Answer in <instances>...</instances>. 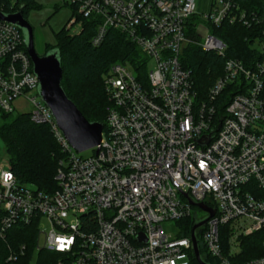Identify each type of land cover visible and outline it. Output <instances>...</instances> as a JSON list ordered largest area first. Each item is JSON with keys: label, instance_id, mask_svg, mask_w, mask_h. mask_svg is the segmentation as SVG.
Here are the masks:
<instances>
[{"label": "built area", "instance_id": "obj_1", "mask_svg": "<svg viewBox=\"0 0 264 264\" xmlns=\"http://www.w3.org/2000/svg\"><path fill=\"white\" fill-rule=\"evenodd\" d=\"M71 4L96 22L93 44L113 29L140 57L108 67L105 126L83 157L38 95L21 30L0 20V112H12L11 102L25 97L30 121L47 125L65 153L52 191L20 183L0 165V235L34 222L37 249L62 255L55 264H192L190 232L170 237L161 225L190 217L189 198L213 211L196 233L203 258L264 264V62L226 57V45L208 28L201 36V23L190 21L196 0ZM209 7L203 15L209 25L249 24L232 0H211ZM190 44L223 58L203 96L182 64ZM256 44L264 52V41ZM149 60L154 66L147 70ZM202 211L201 218L209 215ZM255 232L262 234V253L243 261L241 239Z\"/></svg>", "mask_w": 264, "mask_h": 264}, {"label": "trees", "instance_id": "obj_2", "mask_svg": "<svg viewBox=\"0 0 264 264\" xmlns=\"http://www.w3.org/2000/svg\"><path fill=\"white\" fill-rule=\"evenodd\" d=\"M232 1L239 10L246 12L249 24L244 25L238 20L233 23L224 21L218 26L209 25L210 32L226 45V57L241 60L246 65L264 62V52L254 46L256 41H264V0ZM35 6L34 0H0L1 12L20 10L25 18L28 10ZM71 7L75 12L76 6L71 4ZM76 20L81 21L80 31L70 34L63 27L55 34L56 43L45 44L42 54L56 50L62 68L61 86L67 97L88 121L102 123L104 127L108 102L103 77L113 62L136 60L140 54L124 34L113 29L106 32L99 44H93L91 37L96 22L92 18H82L77 12ZM222 62L221 56L202 51L194 44H190L182 56V64L191 70L195 86L202 96L220 73ZM226 97L227 93H223L219 99ZM0 138L5 146L9 168L20 183L42 191L55 189L54 175L58 161L65 153L47 125L32 123L29 113L13 115L12 112H0ZM82 219L87 220L86 217ZM179 221L187 228L182 235H187L193 224L192 219L186 217ZM261 240L260 232L242 237L238 256L245 261L260 255ZM36 244L37 227L34 222L7 229L0 235V264H55L62 257L56 252L37 249ZM10 253L16 254L15 259H8ZM204 260L215 264L207 255H204ZM191 261L198 264L193 256Z\"/></svg>", "mask_w": 264, "mask_h": 264}, {"label": "water", "instance_id": "obj_3", "mask_svg": "<svg viewBox=\"0 0 264 264\" xmlns=\"http://www.w3.org/2000/svg\"><path fill=\"white\" fill-rule=\"evenodd\" d=\"M0 20L16 25L23 33L26 52L31 60L33 72L38 79L37 92L41 101L49 109L54 123L57 125L69 145L77 152L97 146L100 142L102 123L88 121L70 100L61 86L62 68L56 50H48L39 54L33 43V29L27 19L18 10L13 13L0 11ZM203 143H200L202 145ZM191 205L207 211L208 216L197 219L190 229L191 249L198 264H209L200 255L196 233L213 211L201 202L188 198Z\"/></svg>", "mask_w": 264, "mask_h": 264}, {"label": "rangeland", "instance_id": "obj_4", "mask_svg": "<svg viewBox=\"0 0 264 264\" xmlns=\"http://www.w3.org/2000/svg\"><path fill=\"white\" fill-rule=\"evenodd\" d=\"M37 6L31 7L28 10L26 19L28 23L32 26L33 29V43L35 50L42 54L44 51L45 44H55L57 41L56 33L65 27L70 34H76L80 31L81 25L79 20H76L74 24L68 27L71 20L76 18V12H74L71 7V0H34ZM211 0H196V9L195 14L190 18L191 22L201 23L198 26V32L201 36L206 34V29H209V24L203 18V15L207 13L210 9L209 4ZM254 46H257L255 43ZM154 66L153 60H149L146 63L147 70L152 69ZM11 105L13 107L12 114L17 113H28L31 110L29 101L20 96L15 98ZM93 153L92 150L86 149L81 151L79 155L85 157ZM0 165L3 169H6L8 164L7 153L5 150L4 143L0 138ZM204 215V212L199 209L197 206L191 207L190 218L192 223L201 218ZM42 223L44 224V229L47 230L49 223L45 218H42ZM162 228L166 234H169L170 237L180 236L184 234L187 230L184 223L179 220H167L161 223Z\"/></svg>", "mask_w": 264, "mask_h": 264}]
</instances>
